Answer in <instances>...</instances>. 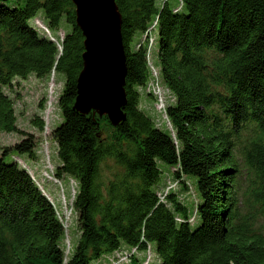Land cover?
Masks as SVG:
<instances>
[{
    "label": "trees",
    "instance_id": "1",
    "mask_svg": "<svg viewBox=\"0 0 264 264\" xmlns=\"http://www.w3.org/2000/svg\"><path fill=\"white\" fill-rule=\"evenodd\" d=\"M114 1L126 68L117 126L73 108L84 37L72 1L0 0V131L23 137L0 146V264H153L150 243L155 264H264V0ZM39 11L49 34L62 18L70 32L41 33L29 23ZM150 66L174 100L171 131L140 108L141 91L154 97ZM56 74L64 82L54 176L77 185L80 235L69 257L55 205L13 159L35 158L36 141L17 127L7 93L18 79ZM188 176L198 195L191 208L175 194Z\"/></svg>",
    "mask_w": 264,
    "mask_h": 264
},
{
    "label": "rangeland",
    "instance_id": "2",
    "mask_svg": "<svg viewBox=\"0 0 264 264\" xmlns=\"http://www.w3.org/2000/svg\"><path fill=\"white\" fill-rule=\"evenodd\" d=\"M29 23L46 32V35L53 39H63L64 34L70 32V26L64 18L60 22V31L56 34H49L44 28V20L42 11H39L33 20ZM46 29V28H45ZM154 37L157 41V30L154 31ZM157 42L152 45L150 61L156 65ZM155 68V67H154ZM156 70V68H155ZM157 71V70H156ZM64 75H53L50 80H42L29 76L25 80H16L13 84L10 96L14 100V108L16 115V125L25 133L32 134L36 141V157L28 158L26 156H13V159L23 168H25L34 178L39 188L55 205L59 217L63 221L65 228V240L63 247L65 255L69 257L77 245L79 231L77 226V214L72 209L74 195L77 191V185L70 177L65 176L57 179L54 176L55 168L59 164L57 157V144L52 136V131L62 122V115L58 106V98L62 92ZM152 90V89H151ZM156 92L161 94L163 103L158 98L151 97L145 91H141L140 108L144 109L155 121L156 125L162 129L171 131V125L166 117L165 109L167 105L174 102L170 93L165 90L161 84L156 87ZM39 117L44 127L39 130L33 124V119ZM22 135L17 133H4L0 131V146L10 147L22 139ZM162 170H169L167 165L160 164ZM189 178V179H188ZM185 178L186 187L179 185L171 190H175L178 199L187 207H193L198 200L196 191V179L192 176ZM164 180V176H161ZM166 180V179H165ZM164 180V182H165ZM154 258L157 260V252L154 243H150ZM119 259V258H118ZM120 262L123 259L119 260ZM100 263L95 264H102ZM94 264V262H93Z\"/></svg>",
    "mask_w": 264,
    "mask_h": 264
},
{
    "label": "water",
    "instance_id": "3",
    "mask_svg": "<svg viewBox=\"0 0 264 264\" xmlns=\"http://www.w3.org/2000/svg\"><path fill=\"white\" fill-rule=\"evenodd\" d=\"M84 37L83 67L73 108L106 116L112 126L125 121V56L121 16L114 0H71Z\"/></svg>",
    "mask_w": 264,
    "mask_h": 264
},
{
    "label": "bare ground",
    "instance_id": "4",
    "mask_svg": "<svg viewBox=\"0 0 264 264\" xmlns=\"http://www.w3.org/2000/svg\"><path fill=\"white\" fill-rule=\"evenodd\" d=\"M46 31V29H44ZM154 43V39L151 38L150 41H149V47H148V55L150 54L151 50H152V45ZM149 58V57H148ZM150 60V58L148 59ZM151 67V71H152V75H153V78L152 80L149 82V85H148V89L150 91H153V87H157L160 82H159V75H158V72L155 70V68L153 66H150ZM152 89V90H151ZM153 95H154V92H152Z\"/></svg>",
    "mask_w": 264,
    "mask_h": 264
},
{
    "label": "built area",
    "instance_id": "5",
    "mask_svg": "<svg viewBox=\"0 0 264 264\" xmlns=\"http://www.w3.org/2000/svg\"><path fill=\"white\" fill-rule=\"evenodd\" d=\"M151 92H154V97L155 98L157 97L158 98L157 100H159L160 103H163V101L161 100L162 99L161 94L160 93L158 94V92H156V87H153V91H151ZM170 188L171 189L174 188V185L169 186L167 188V190ZM127 257H128V255H125L123 259H126Z\"/></svg>",
    "mask_w": 264,
    "mask_h": 264
}]
</instances>
